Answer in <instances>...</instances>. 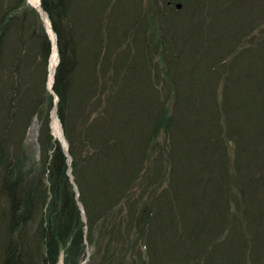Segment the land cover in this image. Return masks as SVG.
<instances>
[{
	"label": "trees",
	"instance_id": "1",
	"mask_svg": "<svg viewBox=\"0 0 264 264\" xmlns=\"http://www.w3.org/2000/svg\"><path fill=\"white\" fill-rule=\"evenodd\" d=\"M263 1L259 0L260 17L264 15ZM24 5L25 0H0V61L7 55V34L17 38L14 40L16 47L13 58H23L29 31V39L37 41L39 50L43 52V63H46L50 40L38 11L31 5ZM189 5L185 15L190 19L187 20L185 16L184 23L188 28L186 32L191 35L193 28L191 30L190 20L196 19L199 8L197 4ZM42 6L57 33L61 59L53 87L59 97L58 114L69 142L72 173L80 191L79 200L85 208L87 222L82 219L74 186L67 174V156L60 144L52 141L46 125L44 153L47 190L51 198L47 214L41 220L36 241L20 242L12 236L9 238L3 248V264H57L62 255L64 264H80L84 257L85 240L90 245L97 244V235L101 236L99 233L105 234L107 231L103 224L111 225L112 219L116 222L109 229L111 241L103 249L100 264H170L173 261H176L175 264H264V177L256 179L253 186L250 185L253 179L251 182L245 180L246 185L240 190L243 205L238 204L239 200L233 204L231 199L236 193L233 192V187L236 188L234 181L238 178L234 176L233 179L227 169L230 163L226 159L229 157L228 143L221 137L218 127L210 129L202 141L198 140V137H202L196 130L198 113L201 112L197 103L200 102L191 94L190 99L179 96L180 75L177 78V96L169 95L165 104L162 102L164 108L152 115L150 102L139 103L124 97V86L130 87V82L125 76L121 79L120 73L110 75L107 72L111 70L107 68L108 56L101 57V50L93 52L86 66L81 65L78 73L80 56L76 54L74 27L70 26L74 0H42ZM172 11L171 18L175 19L177 11ZM28 19L35 21L33 31L30 30L32 25ZM186 25L182 24L181 30H185ZM25 31L27 33L24 35ZM182 36L188 35H182L181 32L168 34L171 48L184 42L180 39ZM214 38L213 41L219 46L222 40ZM236 40L233 37L230 42L227 41V47L222 46L223 51L228 48L233 55L231 63L222 64L231 72L224 78L223 88L226 90L221 101L218 99L219 87H213L212 82L206 80L208 75L203 74L194 81L196 84H208L211 95L207 98H212V103L209 99L202 102L210 105L208 109L212 111L211 114H215L211 116L215 121L224 115L226 121L242 117L243 120L236 126L232 124L228 128V137L232 131H239L240 134L249 127L253 130L251 126H256L259 121L251 123V114L264 108V75L261 69L259 73L252 67V53L257 55L261 51L264 54V38L252 39L251 44L240 51L235 50ZM259 61L264 66V58ZM6 62L10 65L9 56ZM23 62L26 68L27 59H20L16 64V68L19 67L16 71L18 77L15 74L17 80H14L24 81L22 84L29 91L31 107L35 108L34 95L43 87L39 82L30 84L28 75L31 76L32 72L29 68L25 73ZM113 66L116 67L115 64ZM12 67L8 83L14 81ZM196 68L200 66L195 65ZM210 68L213 69V66ZM237 72L243 73V77L249 81L250 84L246 82V89L242 88L245 83L236 75ZM21 75H27L28 78L21 80ZM213 76L214 79L220 77L218 73ZM0 80L4 81L3 74ZM101 80L105 85L102 86ZM116 85L118 90L114 92ZM21 88L22 85L14 89L19 91ZM48 96L50 101L52 96ZM14 98H11V108L15 106ZM142 114L146 120L143 118L141 121ZM150 115L154 117L153 127L150 126L147 133L139 132L138 122L148 123ZM164 128L173 132V136L168 138L171 151L169 172L163 170L162 154L158 156L159 153L155 154L151 149ZM251 143L256 145L257 142ZM52 146V153L47 154L48 148ZM239 161L241 166L237 171L240 178L244 179L241 172L243 162ZM154 175L165 184L160 192L157 191L158 185L151 190V184L155 182H152ZM8 182L3 188L9 197V231L13 235L12 232L23 230L27 221L34 218L37 211L33 201L36 188H29L22 199L25 190L22 172H18ZM143 191L147 193L146 197ZM253 192L257 198L250 201L249 196ZM114 208L117 209L115 212ZM85 226L88 228L87 236L84 234ZM123 227L134 230L135 237L134 246L129 250H121L126 253L120 255L117 253L118 248L112 245L115 241L117 244L122 243ZM220 234L221 243L209 248L211 239ZM92 256L91 260L95 258ZM91 260L87 264H94Z\"/></svg>",
	"mask_w": 264,
	"mask_h": 264
},
{
	"label": "rangeland",
	"instance_id": "2",
	"mask_svg": "<svg viewBox=\"0 0 264 264\" xmlns=\"http://www.w3.org/2000/svg\"><path fill=\"white\" fill-rule=\"evenodd\" d=\"M26 2L27 0H25L24 6L30 5L29 1V4ZM177 3H181L182 7L177 8ZM189 3L197 4V8H199L196 11V19L190 20L191 30L193 28L191 35L189 32H186L188 28L186 23H184L187 17L185 14L188 13L190 8ZM263 4L264 1L262 2V5ZM263 6L262 9L264 8ZM170 7L177 11L175 13L176 20L171 18L173 11ZM260 12L261 5L259 0H74V9L71 15L72 25L70 24V26L74 27L73 29L76 35V54L80 56L78 73H80L81 65L83 67L86 66L89 56L93 52L101 50V57L108 56L107 68L111 70L107 72L110 75H114L115 72H117V74L120 73L121 79L125 76L130 82V87L124 86L126 95H124V97L130 101H138L139 103L144 101L150 102L153 108L152 115L164 108L165 105H163L162 102L165 104L166 98L169 95L173 97L176 94L175 96H177V82L179 81L181 82L178 85L181 91L180 97L190 99L191 95L196 96L200 102L197 103V105L200 106L201 110V112L198 113L196 130L201 133L202 137H198V140L202 141V138L210 129L219 128L218 131H220L221 137L223 136L228 143L227 151L229 157H226V159L230 160L228 165L229 168H227L230 172L229 175H232L233 179L234 176L238 178L234 181L236 188L235 186L233 187V192L236 193L232 196L231 200L234 202H232L234 205L237 203V200H239L238 204L240 206L243 205V197L241 196L242 193L240 190L244 188L246 181L251 182L253 179L252 183H250V185L253 186L256 184V179L264 177V108H260L257 113L251 114V123L253 121H259L256 126H251L253 130L249 127L240 134L239 131L236 133L232 131L230 137H228V128L232 127V124L236 126L240 120H243L242 117L239 116L234 121L232 119L226 121L224 115L219 117V120L215 121V118L211 117L215 116V114H211L212 111L210 112L208 109L210 105L207 102H202L209 99L210 103H212V98H207L211 95L208 84L206 83L205 85L201 82L196 84L194 81L195 78H201L203 74L208 75L206 80H208L209 83L212 82L213 87L218 85V99L221 101L226 90L223 88L224 78L231 72L228 67H222V64L231 63V54L233 55L228 48H226V51H223L222 46L226 45L230 42L229 40L235 37L237 38V47L235 50L240 51L242 47L244 48L246 45L251 44L252 39H263L264 15L260 17ZM47 16L49 18L48 14ZM189 19L187 17V20ZM27 21L32 25L30 30L33 31L35 21L32 19H28ZM42 24L44 26L43 21ZM182 24L186 25L185 30H181ZM51 25L52 22L50 20V27L54 37L52 38L51 35L47 34L50 40V51L46 63H43V52L39 50L37 41L29 39V31L26 36L29 47H26L23 58L27 59V64L25 68L23 62L22 67L25 69V73H27V69L29 68L32 72L31 76L28 75L30 84L39 82V85L45 90L44 92L43 88H40V91L34 95L36 98H34L33 101L34 104L36 103L35 108H33V106L31 107L29 91L24 89L22 84L24 81H15L17 80L15 79V74L16 77H18L16 71L19 70V67L16 68V64L20 59H23L20 58L17 60V57H15V59L13 58L15 53L14 48L16 47L14 42L17 38L15 35L11 34L5 36L7 45L5 50L7 55L0 61V75L3 74L4 78V81L0 80V264H3L5 252L3 248H5V244H8L9 238L12 236V238L20 242L36 241L35 238L38 237L41 220L43 216L47 214V207L51 198L49 199V190H47L46 155L44 153V142L47 139V135L44 128L48 125L49 135L52 141L60 144L54 138L55 136L52 133L51 126L53 120L52 111L55 106L56 117L59 120L64 140L66 141L65 146L62 144H60V146L67 156V174L69 175L70 173L73 176L72 180L70 178L73 186L75 187L74 184L77 185L72 173V156L69 152V142L64 131L63 123L58 114L59 97L53 87L55 76L52 87H49L51 85L49 84V77L50 56L53 49V42L58 46V40L56 42L57 33ZM199 26L201 27L200 29H198ZM45 31L47 33L46 29ZM180 32L182 35L186 34L188 36H182L180 39L184 42L180 45H174L176 47L171 48L172 45L169 43L168 34L173 33L175 35ZM26 33L25 31L24 35ZM214 36L222 40L221 44L219 42V46L218 43L213 41L215 39ZM58 52L59 61L57 68L61 59L60 51ZM8 56L10 65L6 62ZM252 58V67L259 73L261 69V73L264 75V66L261 64V61H259V59L261 60V58H264V54H262L261 51L257 55L253 52ZM114 64L116 67L113 66ZM195 65H198V67L200 66V68L195 69ZM12 66H14L12 78L13 80L15 79L14 81L16 83H13L14 81L8 83L9 71ZM212 66L213 69L210 68ZM183 69L185 70L184 72ZM223 69H225V71H222ZM217 73L220 77L214 79L215 75L213 76V74ZM178 75H180L179 81L177 80ZM236 75L240 76L239 79L245 83V87L242 88L246 89V82L249 83V81L243 77V73L239 74L237 72ZM28 76L21 75L20 79H27ZM105 77L107 78L108 76L105 75ZM214 81L216 82L215 85ZM101 84L102 86L105 85L102 80ZM20 85H22L21 90L15 91L14 88ZM171 88L173 89L171 90ZM117 90L118 85H116L113 91L115 92ZM48 95L52 96L50 101ZM12 96H15V106L11 108L9 105ZM56 97L58 101H56ZM156 100L158 101L156 102ZM232 101L233 99L231 102ZM187 103L188 102L184 105L186 106ZM202 103L207 104L203 105ZM16 104H18V106H16ZM171 104L174 103L171 102ZM152 115H150L148 123L147 121L144 123L138 122L137 125L140 126L139 132L142 131L147 133L150 129L149 127H153L152 122L154 117ZM143 118L145 119L142 114L141 121ZM172 136V130L170 129L168 131V129L164 128L161 130L156 141H154L156 145L152 143L153 145L151 146L155 154L159 153L158 156L162 154L164 164L163 170L167 172H169L168 167H170L171 164V151H169L170 148L168 147L170 142L168 138L170 139ZM146 139H149V137H146ZM251 142L257 143L254 145ZM242 145L244 150L243 147H241ZM53 147L54 146L48 148L47 154L48 152L49 154L52 153ZM242 151H244L243 156L239 158ZM238 160L243 162L242 167L244 168H242L241 172L244 179L240 178V174L237 171L241 166L240 161L237 162ZM144 170H146V166H144ZM20 171L22 172L25 186L22 199L25 198L24 196L27 194L29 188H36L33 201L34 208L36 207L37 211L35 212L34 218L27 221L23 230L18 229L14 233L12 232L13 235H11V231H9L11 228H9V197L6 193V189L3 187L6 183H10L8 180L11 181ZM144 174L145 173L141 176ZM152 178L155 179H152V182H155L151 184V190L157 185L159 186L157 189L158 192L163 190L165 184L162 179L160 182L156 179L155 175ZM138 188L142 187L139 186ZM74 191L76 199L80 201V191L78 197L75 188ZM144 192L145 191L142 193ZM144 194H146V197L147 193ZM255 198L257 197H255L254 192L250 194V201H254ZM22 201L24 202L25 200ZM256 201H258V199H256ZM116 210L117 209L114 208L113 211L115 212ZM115 222L116 221L112 219V221H110L111 225L103 224L104 229L106 226L107 231L105 234L99 233L101 236L97 235V244L90 245L88 240H85L84 257L80 264H87L93 257L92 255L95 256V258L91 260L94 264L101 263L100 259L103 249L105 245L111 241L112 237L110 236L109 229H111ZM87 230L88 228L85 226V236H87ZM108 231L109 233L106 234ZM133 231L134 230L128 227H123V231L121 230L122 238L120 240L122 243L117 244V241H115L112 245V247L115 245L116 248H118V254L123 255L126 252H121V250H129L131 246H134L135 235ZM94 234H96L95 231ZM123 236H125L124 239ZM211 240L209 248L221 243V234L213 237ZM137 246L138 244L135 246L136 249ZM206 247L207 246H205V248ZM134 252L136 253L135 250ZM129 260L130 259H128V262ZM175 262L176 261H173L170 264H175ZM57 264H64L63 255L59 258Z\"/></svg>",
	"mask_w": 264,
	"mask_h": 264
},
{
	"label": "bare ground",
	"instance_id": "3",
	"mask_svg": "<svg viewBox=\"0 0 264 264\" xmlns=\"http://www.w3.org/2000/svg\"><path fill=\"white\" fill-rule=\"evenodd\" d=\"M30 2V4L38 7L41 9V0H28ZM43 11V10H42ZM43 17H44V21H45V24L50 32V35L51 37L53 38L54 37V34L53 32L51 31V27H50V20L47 16V14L45 12H43ZM52 53H51V56H50V77H49V84L52 83V78H53V74H54V71L57 67V64H58V49H57V46H56V43L53 42V47H52ZM52 133L53 135L55 136L54 138L62 145H66L65 144V140H64V135H63V131H62V128H61V125L59 123V120L57 119L56 115H53V120H52ZM75 188V187H74Z\"/></svg>",
	"mask_w": 264,
	"mask_h": 264
},
{
	"label": "water",
	"instance_id": "4",
	"mask_svg": "<svg viewBox=\"0 0 264 264\" xmlns=\"http://www.w3.org/2000/svg\"><path fill=\"white\" fill-rule=\"evenodd\" d=\"M27 3H28V0H27ZM37 10H38V12H39V14H40V17H41V19H42V21H43V23H44V26H45V28H46V30H47V34H49L50 35V32H49V30H48V28H47V26H46V24H45V21H44V17H43V12H46L43 8H38V7H36V6H34ZM176 7L177 8H181L182 7V4L181 3H177L176 4ZM43 10V11H42ZM47 13V12H46ZM52 26V25H51ZM56 34V33H55ZM56 42H57V36H56ZM57 49H58V46H57ZM59 51V50H58ZM58 54H59V52H58ZM58 61H59V59H58ZM55 73H56V69H55V71H54V74H53V79H52V83H51V85L49 86V87H52V84H53V81H54V76H55ZM56 101H58V98L56 97ZM52 115H57L56 114V106L54 107V109H53V111H52ZM69 175H70V178H71V180L73 179V176L69 173ZM75 185V189H76V193H77V197H78V194H79V190H78V187H77V185L76 184H74ZM78 205H79V207H80V209H81V211H82V218H83V220L84 221H86V216H85V211H84V208H83V204L80 202V201H78Z\"/></svg>",
	"mask_w": 264,
	"mask_h": 264
}]
</instances>
